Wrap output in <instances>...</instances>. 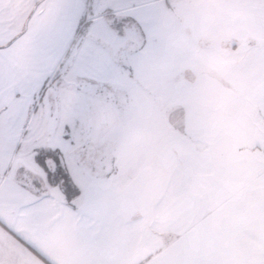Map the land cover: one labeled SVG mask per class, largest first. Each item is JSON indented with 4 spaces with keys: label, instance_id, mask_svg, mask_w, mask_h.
Here are the masks:
<instances>
[{
    "label": "crops",
    "instance_id": "1",
    "mask_svg": "<svg viewBox=\"0 0 264 264\" xmlns=\"http://www.w3.org/2000/svg\"><path fill=\"white\" fill-rule=\"evenodd\" d=\"M120 64L137 100L85 125ZM54 81L50 175L21 144ZM0 264H264V0H0Z\"/></svg>",
    "mask_w": 264,
    "mask_h": 264
},
{
    "label": "rangeland",
    "instance_id": "2",
    "mask_svg": "<svg viewBox=\"0 0 264 264\" xmlns=\"http://www.w3.org/2000/svg\"><path fill=\"white\" fill-rule=\"evenodd\" d=\"M104 21H100L98 24V27L101 28L102 30L107 31V27H105ZM119 31L117 29H115L114 27L112 29H115V35H119V36H123V32H126V30L124 28H122V26H119ZM86 30L88 31V29L85 28V32L82 34L83 37L86 35ZM104 34V33H103ZM106 35V34H105ZM110 42V41H109ZM104 44H106V42L104 41ZM111 48L108 45V43L106 44L108 46V48L110 50H108V52L111 55V60L113 59H119L122 61L123 57H124V52L122 50L117 51L116 48H114V44L112 42H110ZM129 43H127L126 45L128 46ZM77 45V44H76ZM77 51V48H76ZM76 51L74 50V52L76 53ZM74 53V54H75ZM98 53L100 54V52L98 51ZM106 52H104L105 54ZM109 55V54H108ZM99 58L102 57V54H100V56H98ZM98 66V65H95ZM124 66V67H123ZM117 65V67H113L115 68V70L113 72H111L110 74V81L107 83L105 82H98L95 83L94 86V90L98 91V96H93L91 98H78V102L79 105L82 107H86L87 112L85 113L86 118H85V125L86 124H100V120L105 121V122H115L116 123V118H114L115 114L113 113V110L116 106L120 105L122 106H126V107H132L133 105V101L137 100L136 97L134 96V94L131 93V95H129V97L127 98V101L125 104V100L121 97H117L116 94L119 90L120 87L118 85V83H115V76L117 75L119 72V69H128V76H130V74L132 73V70L130 67H128V65H124L123 64ZM111 67H112V62H111ZM96 72L99 71V69L95 70ZM118 71V72H117ZM89 83V82H88ZM56 81L54 82H49L46 86L45 89L43 91V93L41 94L40 97L36 98V106L34 108L31 109L32 115L30 118V123L28 125H31L30 128L28 129L27 134L25 133L24 135V139H23V143L21 144V150L28 148V144L30 141L29 137H30V133L32 131H34L35 129H37V131H41V133H39L38 136H36L35 138H38V143L35 145L36 148L39 150V153L43 154V159L47 165V158L48 157H54L59 161H61L60 157L61 154L65 156L68 155V151H69V144L67 143L68 141L63 137L58 135L55 130L57 129V127H59V117L60 114L58 113L59 111V106L61 103V97L58 93V86L56 85ZM131 89H129V91L133 90V86L131 83L130 86ZM67 90H69V88H66ZM109 89V92H108ZM104 91V95L103 93H101V95H103V97L100 96V91ZM128 91V92H129ZM116 92V93H114ZM110 93L111 95L108 97L106 96V94ZM122 95V94H121ZM71 98V97H70ZM70 98L67 97L65 104H69L68 100H70ZM63 99V97H62ZM84 100V102H83ZM118 101V102H117ZM70 102L74 103V100L71 98ZM35 104V103H34ZM108 107H110L111 111H108ZM120 107V108H121ZM49 110V111H48ZM128 119L132 120V116H134V113H131V111L129 113L126 114ZM84 116V114H83ZM63 118L61 119V121H66L68 122L69 120V114L68 113H64L63 114ZM87 119V120H86ZM127 119V120H128ZM98 122V123H97ZM42 125V126H41ZM37 126H39V128H37ZM48 126V127H46ZM66 131L69 132V129H66ZM68 167V166H67ZM69 168V167H68ZM67 168V169H68ZM64 171H66L64 169ZM65 175H68V172H66Z\"/></svg>",
    "mask_w": 264,
    "mask_h": 264
},
{
    "label": "trees",
    "instance_id": "3",
    "mask_svg": "<svg viewBox=\"0 0 264 264\" xmlns=\"http://www.w3.org/2000/svg\"><path fill=\"white\" fill-rule=\"evenodd\" d=\"M113 26L115 29H119V24L117 23H113ZM43 154L39 153L37 156V161L41 164V166L46 170L49 171V174H53V172H51L49 170V167L46 165L44 159L42 158ZM58 175L57 180L54 181L53 180V184H58L61 183V185L63 186V189L70 195V188L72 186V181L70 180L68 175H65L64 173H62L63 171L60 170V168L56 171Z\"/></svg>",
    "mask_w": 264,
    "mask_h": 264
},
{
    "label": "snow or ice",
    "instance_id": "4",
    "mask_svg": "<svg viewBox=\"0 0 264 264\" xmlns=\"http://www.w3.org/2000/svg\"><path fill=\"white\" fill-rule=\"evenodd\" d=\"M74 71H75V69H74ZM85 88H87V85H85ZM64 134H65V135H69V133H64ZM70 135H71L72 137H75V126H73ZM67 143H68L69 145H71V140H69ZM74 202H75V201H74Z\"/></svg>",
    "mask_w": 264,
    "mask_h": 264
}]
</instances>
